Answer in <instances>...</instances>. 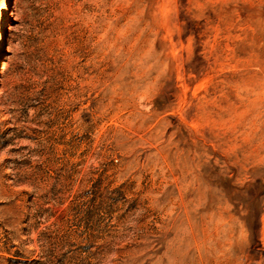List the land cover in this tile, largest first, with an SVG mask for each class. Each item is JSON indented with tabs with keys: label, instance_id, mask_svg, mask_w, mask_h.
I'll return each instance as SVG.
<instances>
[{
	"label": "rangeland",
	"instance_id": "rangeland-1",
	"mask_svg": "<svg viewBox=\"0 0 264 264\" xmlns=\"http://www.w3.org/2000/svg\"><path fill=\"white\" fill-rule=\"evenodd\" d=\"M0 264H264V0H0Z\"/></svg>",
	"mask_w": 264,
	"mask_h": 264
}]
</instances>
